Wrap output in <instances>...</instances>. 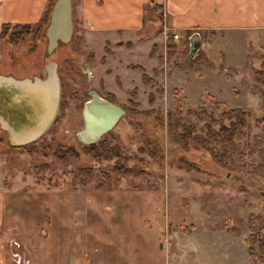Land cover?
Here are the masks:
<instances>
[{"label": "rangeland", "instance_id": "rangeland-1", "mask_svg": "<svg viewBox=\"0 0 264 264\" xmlns=\"http://www.w3.org/2000/svg\"><path fill=\"white\" fill-rule=\"evenodd\" d=\"M50 12L43 29L35 38L21 40L14 31L0 38V74L17 78L31 76L49 62L46 59L45 32ZM149 18L147 11L146 19ZM82 19L78 20L76 16L77 26L72 42L61 47L52 59L60 67L63 106L56 123L38 141V153L30 155L24 148H13L6 142L0 144V194L11 200L7 192L20 191L17 196H26L18 201L24 208L30 204H50L55 202V196L62 199L64 204L75 207L73 218L77 225L73 234V252L77 264H88L93 254L88 242L90 236L95 235L91 233L94 228L88 227L86 220L101 217L103 220L114 219L117 224L123 225L139 219L138 215L147 225L162 226V233L157 236L160 242L156 247L163 251L165 264L174 263L176 250L180 251L178 264H260L249 257L243 237L246 236L247 240L250 234L248 221L251 218H264V173L255 169L259 157L251 155V147H248L252 144V138L262 132L256 122L264 119V97L255 79L264 54V43L258 50L250 43L243 45L240 41H234L228 47L226 44L225 50H222L228 36L225 39L221 33H204V47L195 60L186 63L190 34H181L182 39L175 44V49L171 50L168 46L163 48L164 71L162 74L158 71L160 75H157L153 74V67H157V64L149 58L148 45H140L135 51L118 49L116 34H108L107 38L97 36L82 24L79 27ZM159 21H163V16ZM143 34L131 32L124 39L134 40ZM165 38L168 41L170 34ZM110 48L114 50V55L109 57L107 49ZM246 52L249 54L247 65L240 69V57ZM223 56L232 58L236 69L224 72ZM103 57L110 59L109 65L103 66ZM129 64H138L147 69L157 86H146L141 73L129 70ZM110 68L113 75L106 77V88L102 78ZM177 69L182 72L174 75ZM118 76L122 81L117 80ZM227 76L235 79L241 77L244 83L240 84L238 80L234 83ZM234 86L241 90L240 94L233 92ZM134 89L138 90L137 98L133 99L138 106L130 103ZM176 89L180 91L177 97L174 94ZM110 92L116 93L114 103L125 114L111 131L114 136L111 137L109 132L102 139L108 137L127 155L137 154L139 148L148 147L146 153L139 156L143 162H124L127 168L133 170L129 178L115 172L116 159H93L83 150L86 144L79 136L85 126V105L94 100V93L101 99H108ZM150 94L155 95L152 104L149 103ZM175 98L181 102L184 112L205 106L210 114L227 126L230 121L222 119V113L227 108L250 112L252 118L247 121V126L251 131L248 133V128L243 129L234 139L243 148V165L237 163L232 166L229 161L220 163L204 148H185L181 145L179 136L182 131L169 128L167 121V111L175 108ZM194 122L200 128L205 124ZM60 146L72 150L77 158L61 160L55 157L54 153ZM153 151H156L159 160L150 155ZM180 164L192 166L199 172H187V168H179ZM98 186L101 188L98 189ZM103 194H106V198ZM111 196L112 202L100 212L97 203L102 205ZM147 196L150 201L146 205L138 201ZM154 203L159 207L158 218L151 215ZM135 205L138 206L137 210ZM191 226L195 230L192 236L186 237L193 229ZM125 228L117 226L119 234L116 235L122 234L125 238L124 232L120 234ZM128 229L134 230V237L139 235L134 227L129 226ZM174 232L179 237L171 240ZM152 234H146L149 241L141 244V249L157 250ZM1 235L5 238V253L11 252L12 264H17L20 259L26 260L27 254L23 258L24 244L9 238L5 231L1 230ZM163 243L164 250L161 247ZM60 245L53 240L44 249L63 250ZM257 250L260 252L258 247Z\"/></svg>", "mask_w": 264, "mask_h": 264}, {"label": "crops", "instance_id": "crops-1", "mask_svg": "<svg viewBox=\"0 0 264 264\" xmlns=\"http://www.w3.org/2000/svg\"><path fill=\"white\" fill-rule=\"evenodd\" d=\"M48 2L49 0H0V33L4 24H36L43 17L48 7ZM147 11L150 14L149 19H146ZM76 16L78 20L83 17L82 22L80 21L81 23L79 24L80 28L82 24L90 31L97 33V36L107 38L108 34H116L118 38L116 47L118 49L135 51L140 45H148L149 58L157 64V67H153V74L157 75L162 74V71H164L163 60H159V58L164 59L163 48L168 46L171 50L175 49V44L182 39L181 34L189 33L191 36L194 33H199L201 37L204 33H210L211 35L224 34L225 39L227 36L228 38L225 40L222 50H225L226 44V47H228V44L234 41H240L243 45L250 43L251 47L258 50L264 43V0H74L75 27L77 26ZM160 16H163L162 22L159 21ZM165 29L170 30V35L173 32L178 33L180 39L174 41L170 37V41H167ZM131 32L144 34L134 40L124 39V36ZM90 38H93V36ZM127 43H131L132 46H126L125 44ZM119 44L124 45L120 46ZM110 51L109 57L114 55V50L110 48ZM240 58L242 60V68L240 69H243L247 65L249 54L247 52L246 54L243 53ZM109 60L108 58L107 63L103 66L109 65ZM233 61L232 58L226 59L223 56V66L225 65L224 67L226 68L224 72L228 73L229 69H236ZM133 65L140 66L138 64H129L127 65L129 70H132L130 66ZM145 70L148 74L147 69ZM181 72L177 69L174 75ZM111 75H113V70L110 68L102 78L105 81L106 88V77ZM219 77L221 76L219 75ZM227 78L234 81V83L236 80L240 84L244 83V79L241 77H236L237 79H235L227 76ZM118 79L122 81L120 76L117 77ZM153 79L155 80V78ZM233 92L240 94L241 90L234 86ZM110 93L114 96L116 95L115 92ZM19 192L16 190L7 192L8 197L12 198L11 200H7L0 194V231H5L9 238L22 242L25 246V253L22 256L23 258L25 254L29 256H26L24 261L20 259L15 262L17 264H77L75 262L76 255L73 252V241L75 238L73 234L77 225L73 218L75 207L64 204L62 199H56L57 196H55V202L50 204L43 202L30 204L24 208L18 201H21L26 196H17L20 195L18 194ZM120 194H123V192H120ZM103 195L106 198V194ZM29 199L31 200V198ZM111 199L112 196L107 201L106 199L103 200L106 202H102V205L97 203V209L101 212L112 202L110 201ZM138 201L144 202V205H146L150 198L147 196L142 200L138 199ZM124 203L128 202L125 201ZM154 204L155 206L152 205V210L154 211L151 210V215L158 218L159 207L158 204ZM135 207L137 210L138 206L135 205ZM138 216L140 217L139 219L136 218L131 222H125L123 225L117 224L114 219L103 220L101 217L86 220L85 224L94 228L91 233L95 234L92 237L90 236L88 242L93 250L88 264H165L163 251L161 252L156 247L160 242L157 236L161 235L162 226L153 227L154 225H147L142 220L143 217L141 215ZM6 220L11 222L7 223ZM152 222L154 223V221L150 223ZM117 226L127 228L129 232L126 228L124 231L119 230L120 234L121 232L126 234L125 238L122 237V234L119 235L120 237L116 235L118 233ZM129 226L134 227L141 236L137 235L134 237L132 235L134 230L128 229ZM194 230L195 228L193 227L186 234V237L192 236ZM151 233H153L152 237L155 238L154 245L157 250L150 249L148 251L141 249L140 245L149 241V237L146 234L149 235ZM176 233L174 232L172 239H169H178L179 234L176 235ZM53 240L59 242L64 249L59 251L45 250L44 247ZM9 244L10 242H8V246ZM186 244L188 245L187 241ZM243 245L246 247V236L243 237ZM161 247L164 250L165 243ZM4 248L5 238L1 235L0 264H12V261L14 263V260L10 261L9 254L11 252L9 254L5 253ZM178 251L176 250L174 253L173 264H178L177 259L180 254Z\"/></svg>", "mask_w": 264, "mask_h": 264}, {"label": "trees", "instance_id": "trees-1", "mask_svg": "<svg viewBox=\"0 0 264 264\" xmlns=\"http://www.w3.org/2000/svg\"><path fill=\"white\" fill-rule=\"evenodd\" d=\"M54 0H49L48 7L40 19L39 22L32 25H24V24H4L0 38H4L9 31H14L15 34L20 35L19 39H28L30 37H36L44 27L45 23L48 19V14L52 7ZM13 34V33H12ZM173 39V38H172ZM170 41V39L168 40ZM123 46L124 44H119ZM126 46L131 47V43L125 44ZM107 52L110 53V50L107 49ZM170 55V54H168ZM160 61L163 58H159ZM102 64L107 63V58L103 57L101 59ZM130 69L139 71L142 75V82L150 87L154 88L157 86L156 80L151 78L146 70L141 66H130ZM119 81V80H118ZM120 84V82H119ZM255 84L260 87L262 90V94L264 97V54L261 56V64L259 70L256 72ZM180 91L176 89L174 92L175 97L178 96ZM162 93V91H161ZM138 90L134 89L132 92V97L130 103L134 106H138L139 104L134 102V98H137ZM107 98L112 102L116 101V98L113 94L109 93ZM176 99V98H175ZM155 95H149V103H154ZM217 106H221V104H216ZM185 114V115H184ZM252 118V114L248 111L242 109H233L227 108L222 113V119L230 121V125L227 126L221 121L217 119L214 114H210L205 106H202L198 109L190 108L186 112H184L183 106L179 100H175V108L173 110L167 111V121L168 127L171 129H180L182 132L179 136V142L185 148H204L206 149L211 157L214 160L219 161L220 163H224L229 161L232 166H236L237 163L243 165L242 163V155L243 148L237 145L234 139L240 134V131L248 128V133L251 129L247 126V121ZM196 122H204V126L202 128L199 127ZM256 125L261 127V134L252 138V144L248 147H251V155H258L259 164L255 168L261 173H264V119L258 120ZM111 137L114 136L112 132L109 134ZM38 143L36 142L30 146L24 148L30 155H35L38 152ZM148 147H141L138 149L137 154L127 155L125 154L119 146L113 145L111 141L108 140V137L103 138L98 143L93 145H85L83 146V150L87 152L93 159H103L105 161H113L117 160V164L115 165V172L119 174H123L125 177L129 178L133 175V170L126 167L124 162H132V161H140L143 162V159H140V155H144L147 151ZM55 157L58 159L64 160L66 157H72L74 159L77 156H74V152L72 150H68L65 147L60 146L59 149L54 153ZM150 155L155 160L158 159V155L156 151L150 153ZM238 156V157H237ZM234 160V158H236ZM179 168L186 169L187 172H194L192 166H184L183 164L179 165ZM184 169V170H185ZM199 172V171H197ZM98 189L101 186L97 187ZM250 234L246 240V246L249 257L260 264H264V218L261 216H257L251 218L248 221ZM193 227V226H191ZM257 247L260 249L258 252Z\"/></svg>", "mask_w": 264, "mask_h": 264}, {"label": "water", "instance_id": "water-1", "mask_svg": "<svg viewBox=\"0 0 264 264\" xmlns=\"http://www.w3.org/2000/svg\"><path fill=\"white\" fill-rule=\"evenodd\" d=\"M74 0H56L51 8L45 37L48 54L69 45L74 37ZM203 46L202 37L194 33L189 38L186 63L197 58ZM44 80L16 79L0 75V124L9 135L13 148H25L40 141L53 126L62 103V86L58 65L51 64ZM125 111L99 96L85 105L84 130L80 133L86 145L98 143L118 124Z\"/></svg>", "mask_w": 264, "mask_h": 264}, {"label": "flooded vegetation", "instance_id": "flooded-vegetation-1", "mask_svg": "<svg viewBox=\"0 0 264 264\" xmlns=\"http://www.w3.org/2000/svg\"><path fill=\"white\" fill-rule=\"evenodd\" d=\"M46 38V37H45ZM46 40H47V38H46ZM61 47H63V46H61ZM60 47V48H61ZM60 48H58L57 50H55L51 55H49L48 54V40H47V52H46V59H49V62H47L46 64H45V66L42 68V70H40V71H38V72H36V73H34V74H32L31 76H25V77H22V78H17V77H15V76H13V77H15L16 79H20V80H22V79H30V80H32V81H34L35 79H41V80H44L46 77H47V72H46V70H47V68L51 65V64H53V63H55L52 59H53V57L55 56V54L57 53V51L60 49ZM57 64V63H56ZM58 65V64H57ZM59 65H58V73H59ZM0 75H2V74H0ZM6 76H12V75H6ZM61 81V80H60ZM61 86H62V84H61ZM98 96V94L97 93H94V95H93V98L95 99V96ZM102 100H104V101H107V102H110V103H113V104H115L114 102H112L111 100H109V99H106V98H102ZM62 106H63V102L61 103V107H60V110H59V113H60V111H61V109H62ZM59 113H58V116H59ZM58 116H57V118H56V120H55V122H54V124L56 123V121H57V119H58ZM53 124V125H54ZM84 124H85V122H84ZM52 128V127H51ZM4 135V136H3ZM45 137V136H44ZM43 137V138H44ZM42 138V139H43ZM41 139V140H42ZM40 140V141H41ZM8 143L9 145H10V143H9V135H8V133L6 132V131H4L3 129H2V125L0 124V144H4V143Z\"/></svg>", "mask_w": 264, "mask_h": 264}, {"label": "built area", "instance_id": "built-area-1", "mask_svg": "<svg viewBox=\"0 0 264 264\" xmlns=\"http://www.w3.org/2000/svg\"><path fill=\"white\" fill-rule=\"evenodd\" d=\"M168 33H170V30L165 29V36H167ZM170 37H172L174 41H177L180 39V35L176 32H173L172 35H170Z\"/></svg>", "mask_w": 264, "mask_h": 264}]
</instances>
